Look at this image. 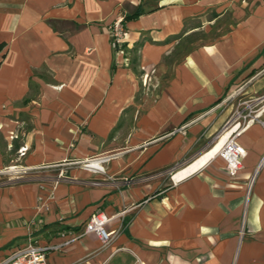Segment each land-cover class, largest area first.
<instances>
[{
  "label": "crops",
  "instance_id": "0c3cea01",
  "mask_svg": "<svg viewBox=\"0 0 264 264\" xmlns=\"http://www.w3.org/2000/svg\"><path fill=\"white\" fill-rule=\"evenodd\" d=\"M119 15L122 55L106 30ZM1 43L0 178L27 172L0 183V260L32 239L53 247L47 264H264V112L235 177L216 157L174 179L264 97V0H0ZM97 212L115 216L107 243L84 234Z\"/></svg>",
  "mask_w": 264,
  "mask_h": 264
},
{
  "label": "built area",
  "instance_id": "2783aa9c",
  "mask_svg": "<svg viewBox=\"0 0 264 264\" xmlns=\"http://www.w3.org/2000/svg\"><path fill=\"white\" fill-rule=\"evenodd\" d=\"M107 34L109 36L110 40V46L113 49V51L118 54L122 55L124 54L123 46L127 37V30L124 25V16L119 15L117 18L107 25ZM249 112L248 120L246 121V126L242 129L238 130L240 124H236L238 128L231 132L220 150L212 157H220L225 162V172L230 177H235L239 170L242 167V159L245 156V149L243 146L239 143L238 137L240 136L241 131H243L251 122H254L255 120H259L260 115L262 112H264V97L256 98L253 101L246 104V107L244 111H239L236 113L237 118H241L244 116V114ZM261 122V121H260ZM264 124V122H261ZM233 127H224L221 133L219 134L218 139L214 142H218L223 136H225L227 133H229ZM213 144V145H214ZM212 145V146H213ZM211 146V147H212ZM210 147V148H211ZM209 148V149H210ZM27 153V148H20L19 149V157L22 158ZM19 158V159H20ZM211 158V159H212ZM67 162L61 163V164H53L48 166H41L37 169H50V168H61L64 165H66ZM261 163H264V158H262ZM21 168L20 166H11L8 167L5 171L17 173H24L27 172V168L24 167L21 170L17 169ZM68 180L65 176V171L63 169H60L58 174L55 178L52 180V188L50 191V194L48 195V199H51L53 197V192L56 188V186L61 182ZM98 184V183H94ZM39 201V209H47L46 203H44L43 197L38 198ZM115 216H108L104 212H97L91 215L90 219L85 225L84 234H95L102 243L109 242L115 235V232H109L107 230V225L109 222H111ZM53 247L51 246H44L38 244L36 241H33L32 239H29L28 243L24 246L17 247L11 251V253L4 259L0 260V264H47V255L49 251Z\"/></svg>",
  "mask_w": 264,
  "mask_h": 264
},
{
  "label": "rangeland",
  "instance_id": "374dc122",
  "mask_svg": "<svg viewBox=\"0 0 264 264\" xmlns=\"http://www.w3.org/2000/svg\"><path fill=\"white\" fill-rule=\"evenodd\" d=\"M228 24H230V21L227 18L225 20H222L221 23L214 25L209 31L210 33H205L201 31L199 33L191 35L188 41L185 40L181 41L180 45L178 46V49L175 50V53L170 58V60L164 62L167 66L165 69H163L162 73H159V69L158 70L156 69V71L153 70L151 71L152 73H150V77L149 76L147 77L146 79L147 81L145 82V87H143V89H145V92H149L153 86H155L156 89L163 88L166 79H168L170 76V70H171L170 67L172 66L171 63H173L177 59V57L182 55L187 48L194 47L196 44L199 43V41L211 40L215 38L216 35H218V32H225L228 29ZM17 160H19V158ZM8 174L10 175L13 173L9 172L3 174L0 178V183H2L1 185H5L7 183Z\"/></svg>",
  "mask_w": 264,
  "mask_h": 264
},
{
  "label": "bare ground",
  "instance_id": "6f19581e",
  "mask_svg": "<svg viewBox=\"0 0 264 264\" xmlns=\"http://www.w3.org/2000/svg\"><path fill=\"white\" fill-rule=\"evenodd\" d=\"M235 129L236 128H233L229 133H227L218 142H216L207 152H205L200 157H198L190 165L177 171L174 175V179L175 180L181 179L184 176L188 175L189 173L196 171L198 168L204 166L220 150V148L222 147V145L224 144L230 133L233 132V130ZM89 166H97V164L92 162L91 165L89 164Z\"/></svg>",
  "mask_w": 264,
  "mask_h": 264
},
{
  "label": "trees",
  "instance_id": "16d2710c",
  "mask_svg": "<svg viewBox=\"0 0 264 264\" xmlns=\"http://www.w3.org/2000/svg\"><path fill=\"white\" fill-rule=\"evenodd\" d=\"M138 15V14H135V16ZM127 17H124V22L126 20ZM5 48V43H1L0 44V53L3 51V49Z\"/></svg>",
  "mask_w": 264,
  "mask_h": 264
}]
</instances>
